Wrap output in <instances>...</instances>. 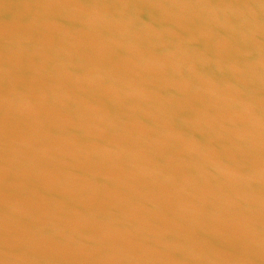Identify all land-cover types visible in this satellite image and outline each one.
<instances>
[{"label":"water","instance_id":"1","mask_svg":"<svg viewBox=\"0 0 264 264\" xmlns=\"http://www.w3.org/2000/svg\"><path fill=\"white\" fill-rule=\"evenodd\" d=\"M0 264H264V0H0Z\"/></svg>","mask_w":264,"mask_h":264}]
</instances>
